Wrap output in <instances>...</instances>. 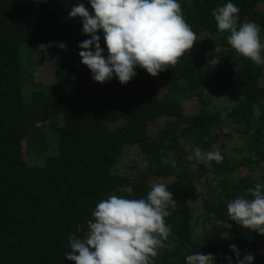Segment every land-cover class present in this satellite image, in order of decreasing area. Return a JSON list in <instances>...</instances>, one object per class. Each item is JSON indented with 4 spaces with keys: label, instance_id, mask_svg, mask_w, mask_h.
Returning a JSON list of instances; mask_svg holds the SVG:
<instances>
[{
    "label": "trees",
    "instance_id": "obj_1",
    "mask_svg": "<svg viewBox=\"0 0 264 264\" xmlns=\"http://www.w3.org/2000/svg\"><path fill=\"white\" fill-rule=\"evenodd\" d=\"M78 2L91 13L87 0H0V264H73L69 237L84 235L101 199L144 198L158 182L176 205L165 218L174 247L155 264H185L197 251L236 264L233 244L264 264V235L227 215L229 201L264 184V64L231 49L212 15L234 3L238 24L255 22L264 42V0H177L197 34L193 49L155 77L137 67L123 85L94 82L80 63L78 45L90 37L68 18ZM47 52L44 84L33 74ZM196 147L218 149L222 162L206 167Z\"/></svg>",
    "mask_w": 264,
    "mask_h": 264
},
{
    "label": "clouds",
    "instance_id": "obj_2",
    "mask_svg": "<svg viewBox=\"0 0 264 264\" xmlns=\"http://www.w3.org/2000/svg\"><path fill=\"white\" fill-rule=\"evenodd\" d=\"M71 7L68 18L82 21L81 32L89 36L78 47L80 63L88 68L96 83L115 76L120 84L128 83L141 68L157 76L177 65L193 49L197 34L186 22L177 0H87ZM240 9L232 2L213 9L217 31L229 33L227 44L239 56L256 65L264 64V42L260 26L253 21L238 24ZM103 33L101 48L98 32ZM105 49L107 55L105 56ZM193 157L206 167L222 162L218 149H193ZM227 203V215L238 226L264 235V184L256 183ZM176 200L164 183H154L146 197L127 199L109 195L101 199L87 220L83 236L69 237L70 252L66 259L73 264H155L161 249L171 235L166 217L171 215ZM79 226L77 231H81ZM236 264H253L254 256L240 257L236 245L229 246ZM231 264L232 257H225ZM185 264H215L212 254L195 252L186 256Z\"/></svg>",
    "mask_w": 264,
    "mask_h": 264
},
{
    "label": "rangeland",
    "instance_id": "obj_3",
    "mask_svg": "<svg viewBox=\"0 0 264 264\" xmlns=\"http://www.w3.org/2000/svg\"><path fill=\"white\" fill-rule=\"evenodd\" d=\"M40 49H42V46H40ZM207 60L209 63H212V60L209 57ZM33 78L35 81L41 82L44 84H47V83L52 81V54L50 52H47L44 55L42 65L35 70V72L33 74ZM261 82L264 84V67H263V74H262ZM227 97H228V93L224 92L221 94L222 99H225ZM214 101L218 105L222 104V100H220V99L218 100L217 98H215ZM183 107H184L186 113H194L195 107H196V102H195V100H186L183 102ZM24 146H25V144H24ZM24 151L26 154L25 155L26 158H30L33 161L34 160L38 161V158L37 159L34 158L31 149L27 150L26 148H24ZM127 173L130 174V171ZM161 182H163V181H161Z\"/></svg>",
    "mask_w": 264,
    "mask_h": 264
}]
</instances>
